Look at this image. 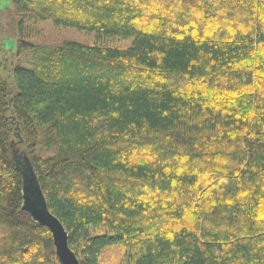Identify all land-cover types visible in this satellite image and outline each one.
Instances as JSON below:
<instances>
[{
  "label": "trees",
  "instance_id": "16d2710c",
  "mask_svg": "<svg viewBox=\"0 0 264 264\" xmlns=\"http://www.w3.org/2000/svg\"><path fill=\"white\" fill-rule=\"evenodd\" d=\"M1 1L0 264H59L14 149L80 264H264V0Z\"/></svg>",
  "mask_w": 264,
  "mask_h": 264
},
{
  "label": "water",
  "instance_id": "95a60500",
  "mask_svg": "<svg viewBox=\"0 0 264 264\" xmlns=\"http://www.w3.org/2000/svg\"><path fill=\"white\" fill-rule=\"evenodd\" d=\"M12 158L22 178L21 210L28 214L35 223L49 231L59 264H80L79 259L68 246V237L61 223L48 211L28 158L16 149L12 151Z\"/></svg>",
  "mask_w": 264,
  "mask_h": 264
},
{
  "label": "rangeland",
  "instance_id": "374dc122",
  "mask_svg": "<svg viewBox=\"0 0 264 264\" xmlns=\"http://www.w3.org/2000/svg\"><path fill=\"white\" fill-rule=\"evenodd\" d=\"M0 4H2L1 6H3L4 5L3 1H1ZM4 26L5 24L3 25V27ZM28 26L34 29L35 35L32 37V39H29V41L32 43L59 45L64 41H75V42L91 45L93 43L102 42L103 44H110L118 47H127L129 41V40L122 41L116 38H110L106 40L98 39L93 34L72 28L55 26L49 21H43L37 25H35L34 23L33 24L30 23ZM2 32L3 31H0V44L4 43V50H9L8 47L14 45V43L11 41L13 39V36L12 34L7 33V36L10 35L11 40H5L7 39L6 35L4 36ZM10 52L11 54H13L14 49L10 48ZM2 53L4 54V52ZM7 56L5 55L4 57H7L6 59L8 61L10 58L8 54ZM11 62L12 60L9 61L7 65H11ZM20 62L22 61L19 59L17 63ZM13 63H15V60ZM122 255H123V250L121 248H117V247L108 248L103 252L101 256L100 264H122L121 263Z\"/></svg>",
  "mask_w": 264,
  "mask_h": 264
}]
</instances>
